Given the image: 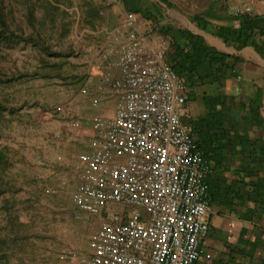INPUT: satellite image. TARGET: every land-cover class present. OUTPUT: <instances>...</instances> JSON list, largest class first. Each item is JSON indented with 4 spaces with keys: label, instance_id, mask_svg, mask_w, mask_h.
I'll use <instances>...</instances> for the list:
<instances>
[{
    "label": "crops",
    "instance_id": "obj_1",
    "mask_svg": "<svg viewBox=\"0 0 264 264\" xmlns=\"http://www.w3.org/2000/svg\"><path fill=\"white\" fill-rule=\"evenodd\" d=\"M84 1L73 29L76 44L67 49L74 52L66 82L72 81L76 130L62 152L64 164L56 166L57 175L68 179L49 173L33 190L25 219L17 207L28 226V245L21 254L31 264L55 256L63 264H83L95 251L100 223L114 211L125 219L133 211L111 205L83 220L75 218L72 196L62 203L68 190L83 186L86 171L79 156L91 150L90 138L116 112L118 98L103 86V77L110 72L115 78L118 72L104 56L116 59V47L125 45L134 30L126 24L133 18L135 29L163 52L184 84L181 116L188 119L184 125L210 167L209 231L197 264H264V0ZM247 7L250 12L237 13ZM246 17L259 19L260 27L242 28ZM60 180L64 189L54 192ZM44 194L62 202L46 203Z\"/></svg>",
    "mask_w": 264,
    "mask_h": 264
},
{
    "label": "built area",
    "instance_id": "obj_2",
    "mask_svg": "<svg viewBox=\"0 0 264 264\" xmlns=\"http://www.w3.org/2000/svg\"><path fill=\"white\" fill-rule=\"evenodd\" d=\"M251 8H238L243 15ZM116 59L104 56L103 86L118 98L113 117L90 138L79 160L83 186L72 192L76 219L91 220L111 205L114 211L95 233V251L83 264H197L207 236L210 211L206 179L210 167L181 122L184 84L162 51L135 29ZM64 189L60 183L54 192Z\"/></svg>",
    "mask_w": 264,
    "mask_h": 264
},
{
    "label": "rangeland",
    "instance_id": "obj_3",
    "mask_svg": "<svg viewBox=\"0 0 264 264\" xmlns=\"http://www.w3.org/2000/svg\"><path fill=\"white\" fill-rule=\"evenodd\" d=\"M5 5L12 9L13 17L19 22L29 6L44 7V0H5ZM81 5L82 0H62L60 7L66 13L53 11L47 18L46 27L43 25L40 28V33L43 36L45 34L55 50H67L75 46L73 29L77 19L76 13ZM24 24L26 32L33 31L26 21ZM63 24H70L71 28L66 37L63 36ZM39 57L40 53L31 45L21 43L0 53V68L8 76L30 73L37 68ZM69 62L73 64L74 56L70 57ZM70 86L69 82L61 79L30 78L0 87V99L19 110V116L11 117L12 120L4 128L0 148L4 149L11 164L9 178L18 188L14 196L18 201L17 206L22 209L23 219L26 213H31L24 208L31 205V197L35 196L33 190L37 192L43 186L41 181L49 173L59 174L56 172V166L64 164L62 152L70 142L67 138H71L75 133L76 127L71 114L75 97ZM181 122L188 124V119L181 116ZM64 130L65 142L62 139ZM57 176L68 179L66 174L60 173ZM72 192V189L68 190L63 202L62 197L59 199L44 194V202L68 203ZM2 215L0 204V222L3 221ZM55 257L44 261V264H63L59 257ZM29 261L27 264H31ZM12 264H17L16 260H12Z\"/></svg>",
    "mask_w": 264,
    "mask_h": 264
},
{
    "label": "trees",
    "instance_id": "obj_4",
    "mask_svg": "<svg viewBox=\"0 0 264 264\" xmlns=\"http://www.w3.org/2000/svg\"><path fill=\"white\" fill-rule=\"evenodd\" d=\"M61 2L62 0H44V7L29 6L22 20L16 22L12 9H8L5 0H0V53L21 43L31 45L40 53L38 66L30 73L8 76L0 68V87L30 78L64 81L71 79L69 59L74 55L73 50H55L45 34L43 36L40 33V28L43 25L46 27L47 18L53 11L66 13L60 7ZM25 21L33 31L26 32ZM242 22V28L248 30L260 27V20L257 18L246 17ZM63 32L65 37L71 32L70 24H63ZM15 116H19V110L0 99V138L4 128L12 120L10 118ZM10 165L6 152L0 148V204L3 212V221L0 222V264H12V260H16L17 264H27L28 260L21 253L28 245V226L21 221L17 208L18 201L14 194L18 188L9 178Z\"/></svg>",
    "mask_w": 264,
    "mask_h": 264
}]
</instances>
